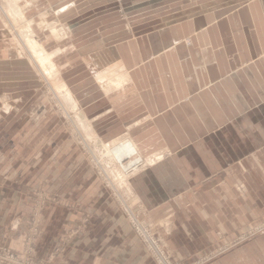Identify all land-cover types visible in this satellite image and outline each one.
<instances>
[{
  "label": "crops",
  "instance_id": "obj_1",
  "mask_svg": "<svg viewBox=\"0 0 264 264\" xmlns=\"http://www.w3.org/2000/svg\"><path fill=\"white\" fill-rule=\"evenodd\" d=\"M154 15H137L131 33L120 23L123 38L86 48V77L69 88L101 141L128 137L143 158L163 156L130 175L125 191L175 262L186 264L264 219V0H216L171 21ZM27 67L16 55L0 59V87H21ZM13 126L0 131L3 246L22 252L31 243L40 264H154L80 156L42 142L31 153L37 127L21 137ZM37 186L54 203L33 230L28 195ZM210 264H264V234Z\"/></svg>",
  "mask_w": 264,
  "mask_h": 264
},
{
  "label": "rangeland",
  "instance_id": "obj_2",
  "mask_svg": "<svg viewBox=\"0 0 264 264\" xmlns=\"http://www.w3.org/2000/svg\"><path fill=\"white\" fill-rule=\"evenodd\" d=\"M6 1L0 0V17L2 19H0V50L3 52L0 54V59L6 60L16 55L27 61L29 67L24 68L21 72L30 76L31 81L29 79L21 87H14V90H10L9 94H7L9 92L7 89L0 87V126H4L0 131L5 135V124L14 123L12 131H18L22 137L25 134L26 126L34 125L37 128L29 132V137H34L31 139L33 140L32 150L29 147L31 153L38 144L46 143L47 150H50V147L54 149L56 144L59 149L63 150V153L72 152V154L80 156L89 167V171L98 179L108 196L116 204L131 231L135 234L123 208L118 203L119 196L128 198L125 191L127 181L123 184V178L127 179L128 176L124 175L120 165L106 156L108 153L105 145L110 142L101 141L96 132L91 130L74 97L75 103H70L64 90L70 92V80L77 78L81 82L85 79L86 74L85 69L81 66L83 60L81 55L83 54L85 57L86 48L97 47L105 43L104 37L108 35L112 36V41L123 38L122 34L118 35L121 32L119 31L121 29L120 23H123L126 30L131 33V24L137 15L153 14L155 16L154 14H159L157 20L164 17V19L168 18V21H171L173 20L170 19L172 16L201 14V11L211 10L215 6L216 0H15L12 3L14 8L11 10L10 5L5 3ZM13 11L15 12L13 13ZM12 13L17 14L16 17ZM162 21L165 23L164 20ZM101 24L104 25L103 30ZM27 27L31 30L33 41L44 48L45 53L53 55L58 52L51 57L53 67H57L56 69L53 68L51 75L41 71V67L35 63L25 43L20 39L19 33ZM53 29L55 32H52ZM76 44L78 51L75 49ZM184 44L190 45V40L186 38ZM85 59L89 61L88 55ZM70 63L74 64L72 70ZM0 74L2 73L0 72ZM55 82H58L57 85H64L65 89H60L59 85L58 87L54 85ZM80 117L84 118L83 122ZM23 137H27V135L25 134ZM120 179L121 181H119ZM119 186L123 189L119 190ZM114 189H117L118 192H114ZM236 190L241 197L244 195L245 188L243 185H237ZM28 197L34 207L41 201V197H43V208L47 203H54V198L48 196L40 186L29 192ZM129 204L132 205L131 207H133L138 218L147 228L151 229L150 231L162 243L170 259L178 264L163 244L159 236L160 233L152 228L144 218L142 211L133 202L129 201ZM159 227L164 234L168 233L166 230L168 227H165L164 224H160ZM261 234H264V219L248 225L237 237L206 248L200 256L189 260L186 264L213 263L231 249ZM153 261L156 264L154 259ZM31 263L40 264L35 262L33 258ZM47 264H51L50 261Z\"/></svg>",
  "mask_w": 264,
  "mask_h": 264
},
{
  "label": "built area",
  "instance_id": "obj_3",
  "mask_svg": "<svg viewBox=\"0 0 264 264\" xmlns=\"http://www.w3.org/2000/svg\"><path fill=\"white\" fill-rule=\"evenodd\" d=\"M131 158H126L122 162L124 165L129 163ZM144 160H137L132 162L126 169H122L125 176H130L137 171V169L143 168ZM135 170V171H134ZM123 189L119 186V190ZM114 192H118L117 189H114ZM118 203H120V207L123 208L124 214L128 219L130 226L132 227L135 234L140 238L143 243L145 250L147 253L156 261V264H175L170 257L167 255L164 246L162 243L155 237V235L150 231V228L138 218V215L133 211L132 205L129 204V200L127 197L123 198L119 196ZM36 212L31 220V228L33 230L36 229V220L37 215L43 209V197H41V201L35 206ZM30 244H27V247L22 250V252H17L11 250L0 244V264H32L31 263V249Z\"/></svg>",
  "mask_w": 264,
  "mask_h": 264
},
{
  "label": "bare ground",
  "instance_id": "obj_4",
  "mask_svg": "<svg viewBox=\"0 0 264 264\" xmlns=\"http://www.w3.org/2000/svg\"><path fill=\"white\" fill-rule=\"evenodd\" d=\"M6 1V0H5ZM7 1H9V2H7ZM5 3H7L8 5H10L9 6V8H10V10L11 9H13L14 7V4H12V3H14L15 2V0H7ZM4 3V4H5ZM26 4V3H25ZM13 5V6H12ZM17 5V4H16ZM23 7V6H22ZM16 11V10H15ZM15 11H13V13L15 12ZM12 13V15L14 16V17H16L15 15H17V14H13ZM2 14V13H1ZM0 19H1V17H0ZM2 20V19H1ZM56 24V23H55ZM49 26V25H48ZM58 26V25H57ZM48 31H49V29H48ZM52 32H55V30L53 29V31ZM20 34V39L25 43V46L28 48V50H29V53H30V55L32 56V58L34 59V61H35V63L39 66V67H41V71L43 72V73H45V74H50L51 75V73L53 72V68H55V67H53L54 65L52 64V62H51V57H53L54 56V54L53 55H48L47 53H45V51H44V48H41V46H39L35 41H33V39H32V36H31V30H30V28L29 27H27L24 31H22V32H20L19 33ZM64 34V33H63ZM61 35H62V32H61ZM61 35H60V37H61ZM58 36H59V34H58ZM57 36V37H58ZM57 41V40H56ZM20 43V42H19ZM21 44V43H20ZM19 44V45H20ZM45 46V45H44ZM23 51H25V50H23ZM29 55V54H28ZM19 57V56H18ZM29 57V56H28ZM30 63V62H29ZM35 65V64H34ZM35 67H36V65H35ZM34 68V67H33ZM57 68V67H56ZM55 68V69H56ZM39 69V68H38ZM40 71V72H41ZM127 71V70H126ZM41 74V73H40ZM126 75V74H125ZM45 76V75H44ZM57 75H55V78H57L56 77ZM40 78V77H39ZM48 78H49V76H48ZM127 80H128V78H126ZM48 80V79H47ZM106 80V79H105ZM63 81V80H62ZM107 81V80H106ZM105 81V82H106ZM111 80H109V82H110ZM114 81V80H113ZM118 81V80H117ZM98 82V81H97ZM119 82V81H118ZM125 82V81H124ZM56 83V82H55ZM58 83V82H57ZM57 83L56 84H54V85H57ZM107 83V82H106ZM121 84H123V82L121 81L120 82ZM105 84V83H104ZM59 85V84H58ZM58 85H57V87H58ZM98 85V84H97ZM96 85V86H97ZM108 85V84H107ZM118 85V84H117ZM59 87H60V89L62 88L63 90L65 89V86L64 85H62V86H60L59 85ZM120 87H122V85H119V88ZM56 88V87H55ZM111 88V87H110ZM101 90V89H100ZM105 90H106V88H105ZM112 90V89H111ZM114 90V89H113ZM117 90V89H116ZM55 91H56V89H55ZM59 91H61V90H59ZM65 92V96H66V98H67V100H69L70 101V103H75L74 102V100H73V98H72V96H71V93L68 91V90H64ZM57 92H58V90H57ZM56 92V93H57ZM107 92H109V91H107ZM111 92V91H110ZM59 93V92H58ZM106 93V92H105ZM63 95V94H62ZM78 111V110H77ZM81 114V113H80ZM81 118V120H82V122H83V120H84V118L83 117H80ZM78 121H79V119H77ZM81 122V121H80ZM122 138V137H121ZM106 147V152L108 153L106 156H108L110 159H112V161H114L115 163H117L118 165H120L121 167H122V169L124 168V169H126L129 165H131L132 164V162H135V161H137V160H144L143 161V166L144 167H146L147 165H155V163L158 161V160H161V158L163 157L161 154H157V155H155V158H154V160H151V159H149V158H146V159H143L142 158V155L140 154V151H139V149H138V147L128 138V137H123V139L122 140H119L118 142H110V143H108V144H106L105 145ZM131 158V160H130V162L129 163H127V165H124L123 164V160L124 159H126V158ZM110 163V162H109ZM112 163V162H111ZM114 164V163H113ZM111 166V165H110ZM116 166V165H115ZM113 168V167H112ZM138 170L140 171L141 170V168L140 169H137V171H135V172H138ZM112 171H114V170H112ZM109 174H110V172H109ZM111 174H113L112 172H111ZM121 175H123V174H121ZM132 175H134V174H132ZM113 176H115L114 174H113ZM118 176V175H117ZM128 177H130V176H128ZM128 177H127V179H124L123 178V184H125V181H127L128 180ZM115 178V177H114ZM119 178V177H118ZM118 178H117V180H118ZM126 178V177H125ZM116 180V179H115ZM117 180H116V182H117ZM119 181H121V179L119 180ZM118 184V183H117ZM120 185V184H119ZM127 186V185H126ZM124 187V186H123ZM126 188V187H125Z\"/></svg>",
  "mask_w": 264,
  "mask_h": 264
}]
</instances>
